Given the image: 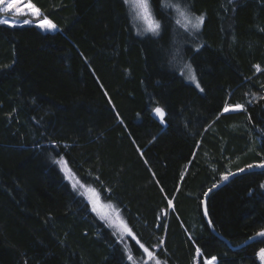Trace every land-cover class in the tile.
I'll return each instance as SVG.
<instances>
[{"label":"trees","instance_id":"1","mask_svg":"<svg viewBox=\"0 0 264 264\" xmlns=\"http://www.w3.org/2000/svg\"><path fill=\"white\" fill-rule=\"evenodd\" d=\"M30 1L56 30L0 24V264H132L58 158L121 210L134 258L261 264L264 237L243 243L264 231V168L208 194L211 228L201 204L264 164V0H171L203 16L191 34L148 0L143 37L123 0Z\"/></svg>","mask_w":264,"mask_h":264},{"label":"rangeland","instance_id":"2","mask_svg":"<svg viewBox=\"0 0 264 264\" xmlns=\"http://www.w3.org/2000/svg\"><path fill=\"white\" fill-rule=\"evenodd\" d=\"M13 2H15L17 4V7H19L21 9V12H23L25 14L18 15L16 13L15 9L9 11L8 13H4L2 10H0V19L8 20V21L12 22L15 26H9V24H1V25H5L8 27L34 26L38 30H40L41 32H52V31L56 30V29H50V30L44 29V28L37 26V23L39 21H43L45 16L41 12H40L39 17H33L30 14V12L27 9V4L32 3L30 0H13ZM125 4H126V7L128 9V16H129V20H130V25H131V28H132L134 34L139 36V37H143V36H147V35L156 36L151 31L148 30L149 21L143 18V14L141 12V9L136 4L135 0H129V3H125ZM163 4H164V0H163ZM5 6H6V4L0 5V9H2ZM170 9L173 11V19H174L175 23L177 24L176 21L180 20V24H177V26H179L181 29L187 31L190 34L197 32L196 29L192 28L191 24H188L187 21H185L182 17L179 16L178 12L175 11L174 8L170 7ZM25 20H29V21H31V23H24ZM155 20H157V19L155 18ZM185 65H189V64L186 63ZM185 65L182 67V71H181V75H182L183 79L187 83H190V84L197 87V84H198L197 80L195 79V81H193V80L189 79L188 69L185 67ZM154 109H156V107L152 108V114L164 126L165 125L164 116H163V119H161V117L156 114ZM233 109H236V108L229 107V110H233ZM53 163L56 166V168L59 170V172L61 173L64 181L68 183L71 190L77 196L81 197L82 199H84L88 203L92 213L109 229V231L115 237V239L119 243H121V245L123 246V248L125 250L126 257L128 259V255L131 254V251L129 249V244H128V239H129V237H131V234H130V232L127 228V225L124 221L121 210L115 204H113L112 202L107 200L92 185H87V184L82 183L74 175V173L68 167V165L66 164V162L63 158L54 159ZM259 253H258V258H259L261 264H264V261H262L260 259ZM206 260H209V259H205V261ZM128 261L132 264H157L158 260L154 257V254H153L152 258H149L148 254L145 252L143 257H141L139 259L133 257V259L131 261L130 260H128ZM205 261H204V264H205ZM159 264H162V263H160V261H159ZM215 264H216V262H215Z\"/></svg>","mask_w":264,"mask_h":264},{"label":"snow or ice","instance_id":"3","mask_svg":"<svg viewBox=\"0 0 264 264\" xmlns=\"http://www.w3.org/2000/svg\"><path fill=\"white\" fill-rule=\"evenodd\" d=\"M125 3H129V0H124ZM136 4L138 5V7L141 9V12L143 14V18L149 21V28L148 30L151 31L153 34L158 35L159 34V28H160V23L159 21L155 20L150 5L148 3V0H135ZM5 7H3L2 10L4 13H8L9 11L15 9L16 13L18 15H22L25 14L23 12H21V9L19 7H17V4L15 2H13V0H0V5H5ZM165 7H172L175 9V11L178 12L179 16L182 17L185 21H187L188 24H191L192 28L199 30V28L201 27V25L203 24L204 18L203 16H193L189 11H188V7L187 5H183L181 6L180 3H171V0H165ZM27 9L30 12V14L33 17H39L40 16V9L36 8L32 3H28L27 4ZM177 24H180V20L176 21ZM24 23H31V21L29 20H25ZM0 24H9V26H15L12 22L8 21V20H4V19H0ZM38 27L44 28V29H55L56 25L53 24L50 20L47 19V17H44L43 21H39L37 23ZM185 67L188 69V77L189 79L195 81L196 76H195V72L194 70L191 68V65H185ZM197 87H199V85L197 84ZM236 108H241L242 106L237 104L235 106ZM154 111L156 112V114L158 116L161 117V119H163L164 113L163 110L160 109L159 107H157L156 109H154ZM229 111V107L226 105L224 107V112H228ZM249 168H252V165L248 166ZM257 167L260 168H264V164H259L257 165ZM240 171H243V169H241ZM224 180L228 179V176L225 175L223 176ZM261 187H264V185H261ZM259 236L264 237V231H261L260 233H258ZM141 248H144V245L141 244L140 245ZM127 250V249H126ZM199 248L197 249V252L199 253ZM144 252H146L149 256V258H152L153 254L151 252L148 251L147 248H144ZM260 259L262 261H264V249H261L260 253H259ZM133 257L131 254L128 255V260H132ZM216 261V257H211V259L206 260L205 264H215ZM157 264H159V261H157Z\"/></svg>","mask_w":264,"mask_h":264},{"label":"water","instance_id":"4","mask_svg":"<svg viewBox=\"0 0 264 264\" xmlns=\"http://www.w3.org/2000/svg\"><path fill=\"white\" fill-rule=\"evenodd\" d=\"M259 168H260V167H257V165H253L252 168L247 167V168L243 169V171L238 170V171H236V172L231 173L230 175H228V179H227V180L222 179V180L219 181L217 184L213 185L210 189L207 190V192H206L205 195H204V199H203V201H202V204H201V209H202L203 217H204V219L206 220V222H207V224L209 225L210 228H211V225H210V222H209V220H208V218H207V214H206V210H205V199H206V197L208 196V194H209L210 192L214 191L215 189H217V188L223 186L224 184H226V183H227L228 181H230L234 176L239 175V174H242V173H245V172L254 171V170H257V169H259ZM259 233H260V232H259ZM257 235H258V233L255 234V235H253L252 237H250L245 243H243V245L246 244V243H248V242L251 241L252 239L256 238Z\"/></svg>","mask_w":264,"mask_h":264}]
</instances>
